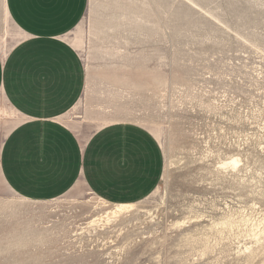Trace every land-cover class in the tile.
Listing matches in <instances>:
<instances>
[{"label":"rangeland","instance_id":"374dc122","mask_svg":"<svg viewBox=\"0 0 264 264\" xmlns=\"http://www.w3.org/2000/svg\"><path fill=\"white\" fill-rule=\"evenodd\" d=\"M21 36L0 0V50ZM67 39L86 87L63 121L144 126L163 176L117 216L83 183L28 200L0 179V264H264V0H89Z\"/></svg>","mask_w":264,"mask_h":264},{"label":"crops","instance_id":"0c3cea01","mask_svg":"<svg viewBox=\"0 0 264 264\" xmlns=\"http://www.w3.org/2000/svg\"><path fill=\"white\" fill-rule=\"evenodd\" d=\"M89 0H6L21 39L0 50V179L12 194L49 200L78 183L116 203L141 200L164 171L147 128L113 123L80 134L63 116L86 87L81 56L67 35Z\"/></svg>","mask_w":264,"mask_h":264},{"label":"bare ground","instance_id":"6f19581e","mask_svg":"<svg viewBox=\"0 0 264 264\" xmlns=\"http://www.w3.org/2000/svg\"><path fill=\"white\" fill-rule=\"evenodd\" d=\"M235 162V163H232ZM232 162L229 163H225V165H230L233 168L236 167L239 164V159H234ZM135 206L134 203H118L117 205H115L114 209H112L109 214H114V216L120 215L122 213H126L131 211V209H133V207ZM110 216H107L105 219H100L102 221H106L109 220ZM100 220L98 219H94L90 222V225H93L94 223L100 222Z\"/></svg>","mask_w":264,"mask_h":264},{"label":"snow or ice","instance_id":"6c2138e0","mask_svg":"<svg viewBox=\"0 0 264 264\" xmlns=\"http://www.w3.org/2000/svg\"><path fill=\"white\" fill-rule=\"evenodd\" d=\"M232 163H235V162H232ZM237 166H239V165H237Z\"/></svg>","mask_w":264,"mask_h":264}]
</instances>
